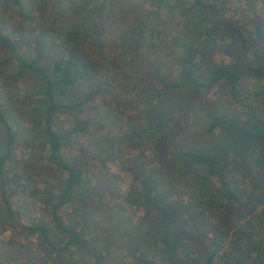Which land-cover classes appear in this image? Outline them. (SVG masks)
<instances>
[{"label":"rangeland","instance_id":"1","mask_svg":"<svg viewBox=\"0 0 264 264\" xmlns=\"http://www.w3.org/2000/svg\"><path fill=\"white\" fill-rule=\"evenodd\" d=\"M11 1L0 0V107L7 110L4 117L17 138L2 178L5 184L3 188L0 185V264H97L95 256L102 251V239L111 230L112 218L116 216L120 222L141 228L146 225V211L131 204L127 197L131 189L139 190V183L129 171L130 162H140L145 170L157 171L161 175L157 183L166 192L164 196H168V202L187 201L200 184L198 179L205 170L197 168L184 173L181 158L174 156L188 148L211 155L216 147L213 137L224 142L233 132L215 129L208 133L211 116L224 111L240 123L254 120L252 115L264 118V80L244 74L233 87L221 81L210 92H201L195 100L192 122L185 120L181 127V122L172 123L171 135L176 134L172 142L167 143L169 137L164 141L158 134L146 136L142 141L136 139L130 145L120 139V134L126 135L146 124L143 112L147 109V94L135 88L142 85L137 80L149 70L150 60L157 61L172 78L179 76L181 64L195 68L197 78H207V73L218 65L237 66V62L256 65L254 46L258 44L260 47L256 41L258 32L262 34L261 47L264 49V0H250L256 7V16L247 0H204L215 8L208 14L213 22L220 21L219 31L210 35L202 45L197 43L193 47L190 43L195 40L197 30L186 25L188 19L181 16L193 0L162 3L158 18L152 17L146 26L143 44L121 36L138 25L140 11L146 8L148 0H117L110 10L104 12L99 8L98 0H20L23 10ZM200 13L202 10L193 14L195 22H199ZM96 18L105 32L93 40L91 33ZM211 24L203 23L201 27L210 32ZM41 33L44 35L43 44H39ZM3 39L19 42L18 53L25 60L43 53L36 61L37 73L20 70L15 60L3 65L9 56V48ZM71 51H76L79 61H86L88 68L84 77L67 87L63 95L57 92L55 100L72 105L83 103L87 97L90 99L79 107L61 109L53 115V126L63 143L62 159L66 164H74L82 174L80 184L56 213L62 224L77 230L85 228L83 238L89 242L90 254L65 247L67 237L57 230L52 210L59 193L57 188H61L68 173L52 165L48 160V148L42 147L40 142L34 144L33 136L27 133L37 118L33 112L46 108L43 97L33 95L44 89L39 71L48 72L53 62ZM260 62L264 64V59L261 58ZM28 94L33 95L29 100L25 98ZM171 95L174 109L183 110L185 90H175ZM80 125L83 129L74 131ZM114 137L116 140L111 141ZM0 139L6 143V139L1 136ZM33 156H37V161L32 159ZM249 157L262 164L264 143L257 144ZM244 167L232 149L226 156L224 181L231 190L234 185L239 190L236 192L239 201L230 203L228 215V197L210 205L205 203L208 201L205 196L197 199L207 217L204 219L211 224L204 240L206 253L213 239L225 240L223 250L212 264L222 263L218 256L225 250L230 253L231 244H236L243 255L247 254L245 249L250 241L254 249H259L258 254L250 253L253 263L264 264V246L260 245L264 242V231L258 233L260 228L252 225L254 215L264 211V171H258L253 163H249L246 169ZM208 181L213 190L222 186L216 176H211ZM50 186L55 189L50 190ZM1 190L6 193L13 210L18 212L20 224L43 226L48 233V243L38 233L24 231L8 222ZM250 205L254 206V211L247 214ZM180 241L182 247L177 253L184 258L183 246L190 248L192 241L188 237H182ZM149 242L162 249L159 242L156 245L151 240ZM128 247L124 250L115 245L98 264H138L139 251H133L138 247L134 244ZM195 250L191 247L190 252L187 251V260H195L187 264H205V259L198 257ZM159 257L151 259L148 255L146 259L159 262Z\"/></svg>","mask_w":264,"mask_h":264},{"label":"trees","instance_id":"2","mask_svg":"<svg viewBox=\"0 0 264 264\" xmlns=\"http://www.w3.org/2000/svg\"><path fill=\"white\" fill-rule=\"evenodd\" d=\"M115 1L117 0H98V6L101 8V11L104 12L108 9L110 10ZM165 1L167 0H148L147 2L149 3L146 8L140 11L138 25L131 28L129 32L124 34V36H121V38L126 40L134 38L137 44H143L145 41L144 33L146 26L149 24L152 17L155 19L158 18L159 7L162 3H165ZM193 1V4L181 14V16L188 19V24L186 25H190L193 30H197L194 37L195 40L190 43L192 47L197 43L202 45L210 35L217 34L220 24V21L213 22V19L211 20L209 17L211 16L208 14L209 10L215 9L212 4L204 0ZM247 1L249 2L250 10L254 16H256V7L253 6L252 1ZM10 3L17 5L22 10L24 8L20 0H12ZM196 10H202L199 22H195V17L193 15ZM23 16L27 18L25 13ZM255 19L257 20V17ZM94 22L95 24L93 27L95 28L91 35L93 40H97L102 34H104L105 30L101 28V24L97 18ZM208 22L213 23L211 24L212 28L210 32H206L205 27H201L203 23ZM190 31L191 30H189V33L192 34L193 31ZM38 37L39 44H43L44 35L41 33ZM159 37H161V35H159ZM256 41H259L260 43V47L258 44H255L254 46L256 65H252L251 63L239 64L238 62L237 66L218 65L213 67L207 73V78L195 77V68L187 64H181L182 70L179 76L177 78H172L165 69L161 68V65L157 61L153 62V60H150L149 70L143 72L137 80L138 82H142V85H138L135 88L139 91H145L147 94V109L143 112L146 118V124L135 130L133 129V131L126 135L120 134V139H125L127 144L130 145L133 144L136 139L142 141L146 136L158 134L164 139V141L168 136L169 139L167 143H170V141L172 142L176 136V134L171 135V131L174 129L172 123L175 124V122H181L179 125L181 127V125L185 123V120L192 122L195 100L201 92H210L221 81H224L226 82V85L233 87L244 74L257 80H264V64L260 62L261 58L264 59V49L261 47L262 34L260 32L256 34ZM3 42L9 48V56L4 62H2L3 65H6L11 60H15L18 62L20 70L29 69L37 73L35 67V65H37L36 61L43 56V53H39L36 58L25 60L20 58V53H18V48L20 46L19 42L11 43L6 39H3ZM136 45L134 44V46ZM87 68V62L84 60L80 62L77 52L71 51L67 56H63L53 62L48 72L39 71V75L43 78L44 89L43 91L39 90L33 95L43 97L46 108L34 111L39 113V123H41V126L32 130V134L35 138H40L43 145L48 147V160L52 165L68 173L65 182L61 184V188L59 186L57 188L59 193L52 210V217L57 230L67 237L65 247H73L76 250L90 254L88 249L89 242L83 238V232L86 233L84 230L85 228L77 230L72 226L62 224L61 219L56 213L57 209L64 205L70 194L74 191L77 185L80 184L82 174L74 164L69 165L63 161L61 156L63 143L60 140V134L58 131L54 130L52 123L55 112L61 109L69 110L74 107H79L83 105V103L89 101L90 98L87 97L81 104L65 105L57 103L55 100L57 92L60 96L63 95L64 90L67 87L72 86L76 81L84 77ZM17 75H20V72ZM175 90H185V108H183V110L180 108L176 111L173 107L174 103L172 102L171 93ZM33 95L28 94L25 98L29 100ZM5 114H7V110H2L0 107V123L2 124L3 131V135L0 133V136L3 137V139H6L5 144L0 139V185L2 188L5 184L2 178L5 174L6 165L11 160L14 142L17 138L16 134L11 129L9 121L5 119ZM231 115L223 111L217 116H211V119L208 121L209 126L207 132L210 134L215 129L233 131L231 134L229 133V137L226 138L224 142L219 141L218 137H213L212 142L215 143L214 145L216 147L212 150L211 155L201 150L188 148L174 156L178 159L181 158L184 173H188L191 169L194 170L197 168H204L205 170L203 176L198 179L200 184L192 192V195L187 201L173 200V202H168V196H164V193L166 192L161 190L157 183V179H159L161 175L157 171L150 172L151 170H145V167L143 165L141 166L140 162H138V164H136L137 161L129 163V171L135 176L136 181L139 183V190H135L134 188L131 189L127 197L131 204L140 206L146 211V225L145 228H141L128 222H120L116 216L112 218L111 230H109L107 235L102 239V251L95 256L97 264L99 262L101 263L105 256L109 254L111 248L115 245L118 249L123 248L126 250L129 248L128 246L133 244L138 247L137 250H133L139 251V254L136 257L138 264L193 263L195 260H187L186 258L191 247L196 248L195 254H197L198 257L205 259V264H212L216 259V256L223 250L222 247L225 240L223 241L222 238L213 239L210 242V246L207 248L209 251L206 253L207 246L205 247L206 244H204V240L207 239V233L211 228V224L208 222V219H204L207 217L201 211L202 204L197 201V199L205 196L206 200H208L205 203L210 205L216 204V202L222 197H228L229 206L227 205V215L229 214V211H231L229 209L230 203L233 204L239 201L236 196V192H239V190L235 185L231 190V186L229 188L224 181L226 177V156L232 151V149L235 150L240 163L245 164V169L249 163H253L258 168V171H260L259 169L264 171V162L259 164L257 161L250 160L249 157V153L253 151L257 144L261 142L264 143V118L252 115L254 120L250 119L249 122L247 119L244 123H240ZM86 124H89V122ZM80 126L81 127L76 126L74 131L82 130L83 125ZM21 132H23V130H20V133ZM115 140V137L111 139V141ZM167 148H169V145ZM211 176L218 177L222 186L213 190L212 184L208 181V178ZM255 182V187L257 188V181ZM49 188L50 190H53L55 189V186L53 188L50 186ZM79 195L80 194H77V196ZM1 197L5 218L8 222L15 223L24 231L38 233L46 243L49 242L47 230L43 226L35 224L26 227L20 224L18 218L19 214L17 211L13 210L12 206L7 201L4 190H1ZM253 208L254 206L250 205L247 214H252L254 211ZM252 223L256 229L258 227L260 228L257 230L258 233L261 230L264 231V228H262L264 227V211L256 213ZM182 237H188L190 241H192L189 244L190 248L188 246H183V250L185 251L184 258L180 257L177 253L180 247H182L181 241L179 242ZM139 239H143V241L139 242ZM148 239L155 242V245L159 242L162 245V249L160 250L156 246L150 245ZM249 241L250 240L247 242ZM99 242L102 243L101 241ZM260 245L264 246V242ZM188 250L189 252H187ZM246 251L248 253L243 255L242 251L236 244H231L230 253L225 250L220 256H218V259L222 262L221 264H254L250 253L256 252L258 254L259 249H254L250 241L247 250L245 249V252ZM204 252L205 254L203 255ZM148 255L151 259L159 255V262L151 259L147 260L146 257H148ZM231 259H233V263H231Z\"/></svg>","mask_w":264,"mask_h":264},{"label":"crops","instance_id":"3","mask_svg":"<svg viewBox=\"0 0 264 264\" xmlns=\"http://www.w3.org/2000/svg\"><path fill=\"white\" fill-rule=\"evenodd\" d=\"M34 114H36L37 115V118L35 119V120H33V125L31 126V128H29V130L27 131V133H29V134H31V136H33V139H34V141H33V143L34 144H37V142H40L42 145V147L44 146V147H47V146H45V145H43V142L41 141V139L40 138H35V136L32 134V130H34L35 128H39L40 126H41V123H39V113H37V112H33ZM37 126V127H36ZM53 128H54V126H53ZM54 130L55 131H57L55 128H54ZM48 148V147H47ZM38 159L37 158V156L35 157V156H33L32 157V159L33 160H36V159ZM37 161V160H36ZM2 240V239H1Z\"/></svg>","mask_w":264,"mask_h":264},{"label":"built area","instance_id":"4","mask_svg":"<svg viewBox=\"0 0 264 264\" xmlns=\"http://www.w3.org/2000/svg\"><path fill=\"white\" fill-rule=\"evenodd\" d=\"M262 209H264V208H262Z\"/></svg>","mask_w":264,"mask_h":264}]
</instances>
